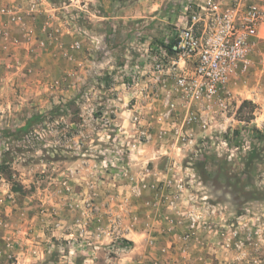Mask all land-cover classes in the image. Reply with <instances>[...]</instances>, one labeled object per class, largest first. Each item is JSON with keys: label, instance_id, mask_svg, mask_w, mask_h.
Here are the masks:
<instances>
[{"label": "rangeland", "instance_id": "1", "mask_svg": "<svg viewBox=\"0 0 264 264\" xmlns=\"http://www.w3.org/2000/svg\"><path fill=\"white\" fill-rule=\"evenodd\" d=\"M195 1L26 0L42 53L0 66V264H155L157 244L192 261L193 239L212 264H264V0H245L263 21L226 112L185 124L170 94L165 123L133 121L139 100L167 110L144 66Z\"/></svg>", "mask_w": 264, "mask_h": 264}, {"label": "built area", "instance_id": "2", "mask_svg": "<svg viewBox=\"0 0 264 264\" xmlns=\"http://www.w3.org/2000/svg\"><path fill=\"white\" fill-rule=\"evenodd\" d=\"M182 10V27L171 42L154 48L151 65L144 70L167 93L163 117H170L178 105L170 99L174 94L185 110L183 123L204 125L215 112L221 115L230 107L229 82L248 70L263 12L245 0L228 5L222 0H200ZM0 13L5 16L10 10L2 8Z\"/></svg>", "mask_w": 264, "mask_h": 264}, {"label": "crops", "instance_id": "3", "mask_svg": "<svg viewBox=\"0 0 264 264\" xmlns=\"http://www.w3.org/2000/svg\"><path fill=\"white\" fill-rule=\"evenodd\" d=\"M27 3L26 0H0V10L2 8H8L10 10V13L8 15H2L0 13V66L1 64H5V63H17L18 61L21 62H25L27 59L29 61L33 60V57L35 58V55H37V52L42 53V51L40 52V49L37 47L38 44H40V40H33L28 38L29 40H27V36L29 37V35H27V29L29 28V25L27 24V18L24 15V13L27 11ZM35 9L38 8V5L35 4L34 6ZM55 9L54 6L50 5L48 6H43L42 11H48L49 15L50 13H52L51 11H53ZM261 26L259 27V31L261 29ZM38 48V49H37ZM30 50V51H29ZM33 50V53H31ZM252 60V65L254 68V59L253 57L250 58ZM23 64V63H22ZM145 92V96H144V100L147 99L149 97V92H151L149 90V92L144 91ZM163 94L166 93V91H164L162 89V87L157 86L156 88V94ZM139 97H141V95L139 94ZM154 100V99H152ZM164 106L159 105V104H154V102L152 103H148L145 105L140 104V100L139 103L136 104L135 106V110H136V117L137 120H139V123L143 122V123H147V124H156L158 123V121H163L162 119V114L164 113ZM129 109V113L127 114V122H130L131 118H132V113L134 112V110ZM163 111V112H162ZM162 113V114H161ZM131 115V116H130ZM161 123H165V121L161 122ZM171 201V200H169ZM174 215H170V214H162L159 216V221L160 224H164L165 222L170 223V218L175 219L176 217H174ZM171 220V221H172ZM158 221V222H159ZM156 222V221H155ZM157 229L156 231L159 233V235L164 234L165 237H172L175 236L177 237L179 235L178 232L173 231L174 227L173 225L168 226L167 230L160 228L159 225H157ZM195 239H193L185 248L181 247L182 249H187V251H190L193 253L192 256V261L190 260H183L181 259V257H179L180 255H178V257L174 256V255H170V254H174L178 252L175 250L177 248H172V246H168L167 244H157V247H151V251L155 250L157 253L159 254H166V255H162L158 261V263L155 264H212V262H210L211 260L205 259L203 256H200V253L202 252V248L203 246H199L196 245L194 242ZM212 248V247H211ZM175 258H178L177 262L173 261L175 260ZM201 258V259H200ZM144 264H151L149 262H145Z\"/></svg>", "mask_w": 264, "mask_h": 264}, {"label": "trees", "instance_id": "4", "mask_svg": "<svg viewBox=\"0 0 264 264\" xmlns=\"http://www.w3.org/2000/svg\"><path fill=\"white\" fill-rule=\"evenodd\" d=\"M246 103V101H244L243 103H242V105L240 106V108H242V106L244 105ZM239 108V109H240ZM254 109H255V106H252V110H251V115H250V117L248 118V120H247V122H250L252 119H253V115H254ZM250 131L253 133V135H255V137L256 138H258V139H262L263 137H264V133H261L257 128H255V127H252L251 129H250ZM237 133V132H236ZM127 244H128V242H127Z\"/></svg>", "mask_w": 264, "mask_h": 264}]
</instances>
